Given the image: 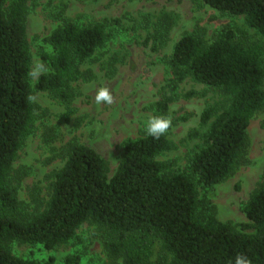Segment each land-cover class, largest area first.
Wrapping results in <instances>:
<instances>
[{
    "label": "trees",
    "instance_id": "obj_1",
    "mask_svg": "<svg viewBox=\"0 0 264 264\" xmlns=\"http://www.w3.org/2000/svg\"><path fill=\"white\" fill-rule=\"evenodd\" d=\"M31 0H0V264H72L22 258L14 242L41 244L46 249L69 242L85 222L101 232L107 257L121 264H234L237 255L264 264V170L243 211L250 221L241 228L221 221L211 202L214 187L249 163L248 126L264 113V46L229 24L207 38L202 31L184 32L164 61L167 86L185 77L222 93L200 113V141L184 166L157 156L172 148L167 133L153 139L145 133L127 138L119 162L108 175L106 160L92 147L70 141L65 160L54 170L42 209L29 211L17 198L12 165L32 132L37 104L30 83L31 53L26 39V15ZM223 14L242 15L247 26L264 36V0H194ZM175 15L162 11L141 16L144 42L165 45ZM112 22H118L112 18ZM111 37L104 21L64 22L45 37L49 51L40 57L46 70L34 83L64 103L76 93L72 85L91 70L81 65L106 46ZM120 60L113 55L111 71ZM150 103L153 116H167L173 94L163 89ZM264 126V120L262 122ZM198 187L203 190L199 197ZM247 229V230H245ZM157 245V247H155Z\"/></svg>",
    "mask_w": 264,
    "mask_h": 264
},
{
    "label": "rangeland",
    "instance_id": "obj_2",
    "mask_svg": "<svg viewBox=\"0 0 264 264\" xmlns=\"http://www.w3.org/2000/svg\"><path fill=\"white\" fill-rule=\"evenodd\" d=\"M162 11L175 15V21L165 45L153 50L151 44L144 42L147 30L141 16L158 15ZM114 17L118 22H112ZM69 21H104L111 37L104 48L81 65L82 71L91 70V78L81 76L72 83L76 95L67 104L47 91L35 89L34 83L47 69L40 57L41 51L50 50L45 37L54 27ZM25 23L31 53L32 100L38 108L34 128L13 162L11 175L17 198L29 211L43 208L53 172L63 164L66 144L70 141L94 148L106 160L110 176L119 162L124 141L145 133V122L153 114L147 106L159 99L163 89L174 95L167 113L171 118L167 136L172 148L157 159L172 160L179 166L186 164L188 154L200 141L191 132L204 130L200 124L202 109L206 104L221 101L224 95L190 76L176 88L167 86L164 59L184 32L202 31L209 38L222 24H229L264 46V36L247 26L242 15L223 14L194 0H31ZM113 55L120 60L111 71L108 62ZM33 72L37 74L32 75ZM103 87L113 97L111 104L95 102L96 92ZM263 120L264 113H259L248 126L250 162L240 165L216 185L210 196L217 218L236 223L238 228L250 222L243 206L264 170ZM198 190L200 197L203 190L199 187ZM100 234L96 227L85 222L74 238L52 249L19 242L12 243L11 248L22 258L52 256L56 262H62L67 256L77 255L78 262L72 264H121L107 257Z\"/></svg>",
    "mask_w": 264,
    "mask_h": 264
},
{
    "label": "clouds",
    "instance_id": "obj_3",
    "mask_svg": "<svg viewBox=\"0 0 264 264\" xmlns=\"http://www.w3.org/2000/svg\"><path fill=\"white\" fill-rule=\"evenodd\" d=\"M31 74L36 75L37 73L33 72ZM95 102L97 104H111L113 102V97L110 91L106 87H103L96 92ZM170 126L171 118L169 116H153L145 122V132L153 139H159L168 132ZM234 264H251V262L246 256L237 255L234 259Z\"/></svg>",
    "mask_w": 264,
    "mask_h": 264
}]
</instances>
